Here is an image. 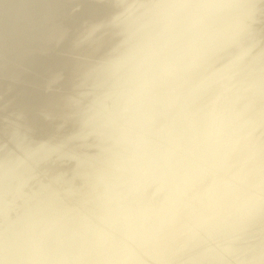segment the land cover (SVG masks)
Returning a JSON list of instances; mask_svg holds the SVG:
<instances>
[{
	"label": "clouds",
	"instance_id": "9594fccd",
	"mask_svg": "<svg viewBox=\"0 0 264 264\" xmlns=\"http://www.w3.org/2000/svg\"><path fill=\"white\" fill-rule=\"evenodd\" d=\"M0 264H264V0H0Z\"/></svg>",
	"mask_w": 264,
	"mask_h": 264
}]
</instances>
